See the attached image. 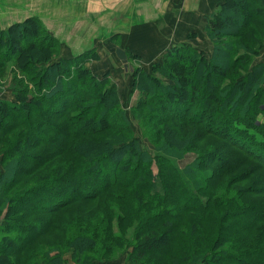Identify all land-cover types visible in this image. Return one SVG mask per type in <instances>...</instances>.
<instances>
[{"label":"trees","instance_id":"16d2710c","mask_svg":"<svg viewBox=\"0 0 264 264\" xmlns=\"http://www.w3.org/2000/svg\"><path fill=\"white\" fill-rule=\"evenodd\" d=\"M45 30L37 17L0 30V74L15 72V101L0 99V210L8 205L5 221L21 225L7 238L12 251L0 250L17 255L7 264H26L27 249L51 232L59 247L39 253L42 264H64L68 252L91 264L118 250L139 264H264V200L218 192L245 164L264 169V63L253 65L264 0H224L207 22L211 54L176 46L152 73L135 70L133 114L144 136H158L155 156L141 148L117 85L86 59H53L57 41L33 36ZM200 138L213 145L198 150ZM190 150L199 159L179 168L174 158ZM44 166L54 172L29 178ZM76 206L93 213L72 214Z\"/></svg>","mask_w":264,"mask_h":264},{"label":"crops","instance_id":"0c3cea01","mask_svg":"<svg viewBox=\"0 0 264 264\" xmlns=\"http://www.w3.org/2000/svg\"><path fill=\"white\" fill-rule=\"evenodd\" d=\"M223 2L55 0L54 9L60 12L63 4H69L70 33L76 36L73 48L63 47L62 58L92 54L86 59V66L99 77L108 74L119 87L120 95H125L126 91H132L133 72L118 57L117 49L124 50L128 58L140 60L146 72H151L176 46L190 45L211 54L213 43L207 34V22ZM12 5L9 0H0V18L7 15ZM29 17L32 16L25 19ZM20 21L14 20L11 24ZM140 96L136 91L133 98L138 100ZM4 99L11 101L14 97Z\"/></svg>","mask_w":264,"mask_h":264},{"label":"rangeland","instance_id":"374dc122","mask_svg":"<svg viewBox=\"0 0 264 264\" xmlns=\"http://www.w3.org/2000/svg\"><path fill=\"white\" fill-rule=\"evenodd\" d=\"M9 2H12L13 5L8 10L7 15H4V17L0 18V30L8 29L10 26L14 25V24H11L12 21L14 20H21L20 22H24L29 18L37 17L41 21L43 29H46V30L45 32H41L40 34H35L33 36L35 38H38L37 40H39V38L42 39L46 35H49V37L54 38V40L57 41V44H56L57 46L55 49L56 53L53 54V57H54L53 59L58 60L62 58L63 47H69V49L74 47L73 42L75 41L76 36L70 33L69 17H68V14H69L68 5L69 4H66V3L63 4L64 5L62 9L63 11L60 12L54 9L55 0H9ZM29 15H31L32 17L25 19V17ZM58 37L60 38V41ZM5 50L6 48H3L1 50L0 56L1 54L5 52ZM91 56L92 54L90 55L86 54L82 56H77L76 58L87 59ZM127 63L129 64V66H127L125 63L124 64L127 66V69H130L133 72V78L135 76V70L138 68H141V69L143 68L141 66L140 60H137L136 58L134 59L132 57H129ZM260 63H264V41H263V48L260 54L258 56H255L253 59V65L260 64ZM85 66H86V62H85ZM86 67L88 68V66ZM152 72H153V69L151 70V73ZM14 75H15V72L12 71V67L9 68L7 71L5 70L3 75L0 74V99L7 100L4 98L12 96L14 97V99L11 101H15V95H14L13 88H12V78L14 77ZM106 75L109 79V82L115 83L114 79L108 76V74ZM132 86L134 87V79H133ZM117 88L119 92V87L117 86ZM135 92L136 91H133V88H132V91H126L125 95H122V96L120 95V92H119L121 106L125 112V116L127 118V121L129 122V125L131 126L133 133L140 138L141 148L143 150L150 152L153 156H155L158 154L156 151V147H155L156 140L158 141V136L156 137L152 136L154 135V129H152V131H149L147 136H144L145 128L144 126H141V123L133 114V107L136 105L138 101L133 98V95ZM263 101L261 103V108H264ZM139 113L144 115L147 113V111L145 109H141ZM258 117L259 119L264 118V114L260 113ZM186 129H187L186 131H189V132L193 130L191 129V127H187ZM184 135L185 134H182V136ZM195 136H198V135L195 134ZM177 137L178 136L174 138V134H171L170 139L171 140L175 139L179 141V138ZM188 141L189 140L187 139L184 140L183 142L184 145L185 144L188 145L190 142H193V141H189V142ZM193 144H194L193 146L199 145L198 150L201 149L203 146H205L204 148H210L211 145H213V144H207L206 140L203 141L202 139L198 141L195 140ZM213 147L214 146H212V148ZM2 152H3V149H0V155ZM198 159H199V154L197 153V151L190 150L184 155L183 158L181 159L174 158V162L177 164L179 168L183 169L189 164L194 163ZM55 162L56 161H53L51 164H48L50 165L48 168L49 169L54 168L56 166ZM254 165H255L254 162H249L245 164V166L240 171L233 173L232 175L223 179L222 183L219 185L218 192L222 194L223 192H226L225 190L228 189V194L232 192H238V191L241 192V196L243 199H247L251 201L254 200L256 202H259L260 200H264V173H262L264 172V169L262 168V166L257 165L258 166L257 167ZM46 167L47 166H44L43 168L38 169L36 171L37 173L35 172L36 174L33 176H29V178L30 179H32L33 177L37 178L38 175L40 176L43 173L54 172V171L51 172V170H47L48 168ZM3 170L4 168L0 164V176L3 173ZM152 170H153L154 175L156 176L159 175L158 174L159 167H158L156 160L154 161L152 165ZM160 180L161 179L158 178L157 183H158V188L161 190L162 183L160 182ZM202 200L207 201V197L202 196ZM256 204H260V203H256ZM89 207H90L89 210H94L93 205ZM84 209L86 208H84L83 206L71 207L72 214L74 212L75 213L77 212L81 215H85V214H89L92 212V211L87 212ZM7 210H8V205H6L4 208L0 210V250L5 248L6 244H8L9 240L7 238L17 239L18 236H20L21 234V233L18 234L17 232V227L20 224L19 222L10 221L11 223H9L5 221L6 220L5 215H6ZM222 210H223V213H222L223 215L227 213V211H229L226 207ZM61 215L64 219L68 220L70 214H68L67 216L66 214L62 213ZM34 221H36L37 223L39 222L38 219H35ZM27 222H32V221L28 220ZM7 223L12 224L13 226L8 225ZM211 223L212 222L210 220H205L202 222V226L204 227ZM20 226L21 225H19V227ZM131 235H132V232L129 233V236ZM56 238H59V234L56 232H51L50 234L45 235L44 237H41L39 239V242H37V247L31 246L30 247L31 249L28 248L27 249L28 254H24V255H27V258H29L30 256L31 257L27 260L26 264H42L44 260H42V256L40 257L39 253L44 252V250L49 249V251H51V253L54 255V252L56 250L55 248L59 247L58 246L59 242ZM38 247L41 248L42 250L37 252ZM6 249L8 250V252L12 251L11 247L10 249L6 247ZM36 255H39V256H36ZM129 256H130L129 250H118V251H115L113 256H109L105 260H93L91 264H139V263H133L130 260ZM16 258H17V255H14V254L11 255L10 257L0 256V264H7L11 262L12 260L13 261L16 260ZM63 259H64V264H81V263H77L69 252L68 254L63 256ZM195 264H201V263L197 262Z\"/></svg>","mask_w":264,"mask_h":264},{"label":"water","instance_id":"95a60500","mask_svg":"<svg viewBox=\"0 0 264 264\" xmlns=\"http://www.w3.org/2000/svg\"><path fill=\"white\" fill-rule=\"evenodd\" d=\"M117 55L127 66H129V64L127 63V61H128L127 53L124 50H122L120 48L117 49Z\"/></svg>","mask_w":264,"mask_h":264}]
</instances>
